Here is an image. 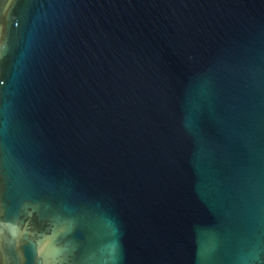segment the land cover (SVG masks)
Wrapping results in <instances>:
<instances>
[{
    "label": "water",
    "instance_id": "95a60500",
    "mask_svg": "<svg viewBox=\"0 0 264 264\" xmlns=\"http://www.w3.org/2000/svg\"><path fill=\"white\" fill-rule=\"evenodd\" d=\"M0 264H264V0H0Z\"/></svg>",
    "mask_w": 264,
    "mask_h": 264
}]
</instances>
